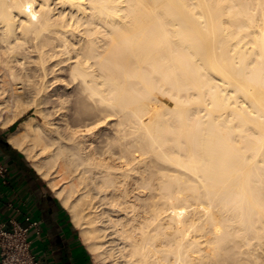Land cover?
Segmentation results:
<instances>
[{"label": "bare ground", "instance_id": "1", "mask_svg": "<svg viewBox=\"0 0 264 264\" xmlns=\"http://www.w3.org/2000/svg\"><path fill=\"white\" fill-rule=\"evenodd\" d=\"M0 66L28 89L0 73V126L44 95L8 140L99 264H264V0H0Z\"/></svg>", "mask_w": 264, "mask_h": 264}, {"label": "crops", "instance_id": "2", "mask_svg": "<svg viewBox=\"0 0 264 264\" xmlns=\"http://www.w3.org/2000/svg\"><path fill=\"white\" fill-rule=\"evenodd\" d=\"M5 132L0 126V138L5 136L7 140L10 133ZM0 160L8 169L6 178L0 177V213L6 218L12 209L16 210L22 225L27 224L26 215L39 220L42 231L40 235L31 233L32 251L44 264H94L70 213L55 193L60 203L48 192L44 182L33 172L35 169L32 171L31 163L1 141Z\"/></svg>", "mask_w": 264, "mask_h": 264}, {"label": "rangeland", "instance_id": "3", "mask_svg": "<svg viewBox=\"0 0 264 264\" xmlns=\"http://www.w3.org/2000/svg\"><path fill=\"white\" fill-rule=\"evenodd\" d=\"M57 6H59V5H56V7ZM59 7H57V9H58ZM55 10L56 12L60 9H58V10ZM31 44V43H30ZM66 57V56H65ZM67 60V59H66ZM64 61L65 63L67 62V61ZM68 62H69V60H68ZM68 62L65 64V65H63L64 63H62V66H63V68L64 69H60V70H58V72H57V77L59 78L60 77V79H62L61 77H67V78H63L62 80H59V81H54V78L52 77H50V79H48V80H50L49 82H47V83H52V84H50V85H52V86H50L49 84H47V85H49L48 87H50L49 88V90L50 91H53L54 90V87L55 86H58V85H62L57 91H56V97L57 98H61V99H64L65 100V105L66 104H69V105H67V112H68V114L70 115V116H72L71 117V120H73V117H75V120H74V122H79V121H81V120H86V118L87 117H89L88 116V113L87 112H85L84 110H80V108H78L77 109V105H76V93H77V89H76V85H75V83L70 79V77L68 76V72L67 71H65L67 68H65L64 66H66L67 64H68ZM1 67V66H0ZM66 67H68V66H66ZM3 69V70H2ZM61 71V72H60ZM5 72V73H4ZM63 72V73H62ZM0 73L3 75L2 77L5 79V80H7V78H8V82L9 83H11V82H13L15 85H20L21 83L19 82H15V80H12L11 78H10V76L8 75V72L6 71V69L5 68H3V67H1L0 68ZM59 73H61V74H59ZM65 73V74H64ZM59 75V76H58ZM67 75V76H66ZM50 76V75H49ZM52 79V80H51ZM71 80V81H70ZM6 81V82H7ZM52 81V82H51ZM54 81V82H53ZM72 82V83H71ZM53 83L55 84V86L53 85ZM65 83V84H64ZM68 83V84H67ZM71 84V86H68V85H70ZM25 85V87H24V85ZM64 84V85H63ZM22 86H23V89L26 91V90H28V89H26L27 87H26V83H22L21 84ZM20 85V86H21ZM67 86V87H66ZM48 87H47V89H48ZM69 87V88H68ZM65 90H64V89ZM63 89V90H62ZM62 90V91H61ZM48 91V90H47ZM50 91H48V92H50ZM65 91V92H64ZM61 94V95H60ZM26 96H27V94H26ZM26 96H24V97H22L20 100H19V102H20V107H22L21 109H20V107L18 108V109H20V110H24L25 112H24V114L13 124V125H11L10 127H8V128H4L5 129V131H8L9 133L11 132V131H13L18 125H19V123L21 122V121H23L24 119H29V118H31V117H35V122H38V121H40V122H42L43 120H42V114H38L37 115V113L35 112L36 111V108L38 107V103H40V101H41V103H43L42 105L44 106L45 104H44V102H42V100L44 99V95L43 96H41L40 98L39 97H37V96H31V95H28L27 97ZM35 97H36V99H35ZM37 99H38V101H37ZM40 100V101H39ZM60 102H58V99H57V101L56 102H54V104H59ZM22 104V105H21ZM51 104H53L52 102L50 103V105ZM18 105V106H19ZM27 105V106H26ZM29 105V106H28ZM37 105V106H36ZM41 105V106H42ZM32 106V107H31ZM36 106V108H34ZM78 107H79V105H78ZM35 110V111H34ZM69 110V111H68ZM35 112V113H34ZM8 112H6L5 113V115L7 114ZM36 114V115H35ZM39 115H41V118H40V116ZM77 115V116H76ZM36 117H37V120H36ZM56 117H58V116H56ZM19 121V122H18ZM3 128V127H2ZM96 128H94L93 130L94 131H97V130H95ZM103 129V128H102ZM109 129V128H108ZM33 130V129H32ZM101 132H102V130H101ZM8 133V134H9ZM29 144V142H26V145H28ZM22 155H23V157L26 159V161L30 164V161L29 160H27V158L25 157V154H23L20 150H18ZM59 163V164H58ZM63 164V165H62ZM58 165V166H57ZM57 167L55 168L56 169V171H55V173L58 175V176H56L55 177V179H54V182L55 183H57L58 182V184L59 183H61L62 185H66V182L70 179V177L69 178H67V176H68V173L64 170L65 168V166H64V161H63V159H59L58 160V162H57ZM30 166H31V164H30ZM61 166H62V168H61ZM64 166V167H63ZM32 167V166H31ZM32 169L34 170V168L32 167ZM63 169V170H62ZM57 171L59 172V174L57 173ZM62 171V172H61ZM63 171H65V173L64 174H62L61 175V173H63ZM34 172H35V174L44 182V185H45V187L47 188V190H48V192H50L53 196H54V198L59 202V200L55 197V195H54V192H53V190H52V186L51 185H49L48 184V182L47 181H45V179H43V178H41V175L39 176L37 173V171H35L34 170ZM54 173V174H55ZM57 181V182H56ZM65 183V184H64ZM48 184V185H47ZM60 203V202H59ZM68 215H69V213H68ZM69 217H70V215H69ZM77 229V228H76ZM77 231H78V233H79V230L77 229ZM33 234V233H32ZM32 236H34V235H32ZM91 256H92V254H91ZM92 259H93V261H94V264H99V262L98 261H96L95 260V258H93L92 257ZM104 264H111L110 262H105L104 261Z\"/></svg>", "mask_w": 264, "mask_h": 264}, {"label": "built area", "instance_id": "4", "mask_svg": "<svg viewBox=\"0 0 264 264\" xmlns=\"http://www.w3.org/2000/svg\"><path fill=\"white\" fill-rule=\"evenodd\" d=\"M7 166L0 160V177L7 176ZM16 210L12 209L6 216L0 213V264H44L32 251L31 233L41 234L39 220L25 216L26 225H22Z\"/></svg>", "mask_w": 264, "mask_h": 264}, {"label": "trees", "instance_id": "5", "mask_svg": "<svg viewBox=\"0 0 264 264\" xmlns=\"http://www.w3.org/2000/svg\"><path fill=\"white\" fill-rule=\"evenodd\" d=\"M18 122H19V121H18ZM5 133H6V135H7L9 132L6 131ZM5 140H6V137H5V136H3L2 138H0V141H1V142L4 141L3 143H4L8 148H10L11 150H13V152L22 155V154L18 151L17 148H14L11 144L5 142ZM31 169H32V168H31ZM32 171H33V169H32ZM33 172H34V171H33Z\"/></svg>", "mask_w": 264, "mask_h": 264}, {"label": "water", "instance_id": "6", "mask_svg": "<svg viewBox=\"0 0 264 264\" xmlns=\"http://www.w3.org/2000/svg\"><path fill=\"white\" fill-rule=\"evenodd\" d=\"M3 142H4V141H3ZM5 142L9 143L8 139H7V140H5Z\"/></svg>", "mask_w": 264, "mask_h": 264}]
</instances>
